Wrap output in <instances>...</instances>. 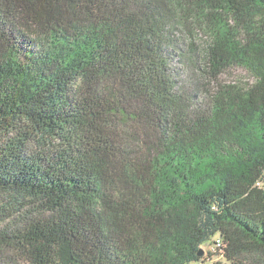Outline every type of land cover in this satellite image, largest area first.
Returning a JSON list of instances; mask_svg holds the SVG:
<instances>
[{"label":"trees","instance_id":"trees-1","mask_svg":"<svg viewBox=\"0 0 264 264\" xmlns=\"http://www.w3.org/2000/svg\"><path fill=\"white\" fill-rule=\"evenodd\" d=\"M213 255L264 264V0H0V264Z\"/></svg>","mask_w":264,"mask_h":264},{"label":"rangeland","instance_id":"rangeland-1","mask_svg":"<svg viewBox=\"0 0 264 264\" xmlns=\"http://www.w3.org/2000/svg\"><path fill=\"white\" fill-rule=\"evenodd\" d=\"M237 75H239V72L237 73ZM202 248L204 251H207L211 250L212 246L203 244ZM190 264H230V262L219 255H213L212 258L207 259L206 262H192Z\"/></svg>","mask_w":264,"mask_h":264},{"label":"built area","instance_id":"built-area-1","mask_svg":"<svg viewBox=\"0 0 264 264\" xmlns=\"http://www.w3.org/2000/svg\"><path fill=\"white\" fill-rule=\"evenodd\" d=\"M216 242L217 243L212 246L211 251H216V249H215L216 246H221V241L220 240H217Z\"/></svg>","mask_w":264,"mask_h":264},{"label":"water","instance_id":"water-1","mask_svg":"<svg viewBox=\"0 0 264 264\" xmlns=\"http://www.w3.org/2000/svg\"><path fill=\"white\" fill-rule=\"evenodd\" d=\"M203 251H204L203 249H200V250L198 251V254H199V255L203 254Z\"/></svg>","mask_w":264,"mask_h":264}]
</instances>
